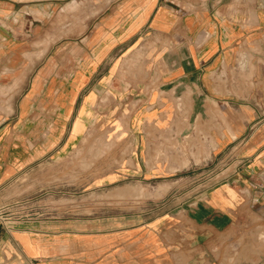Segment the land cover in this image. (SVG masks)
Masks as SVG:
<instances>
[{"label": "crops", "instance_id": "1", "mask_svg": "<svg viewBox=\"0 0 264 264\" xmlns=\"http://www.w3.org/2000/svg\"><path fill=\"white\" fill-rule=\"evenodd\" d=\"M57 17L76 34L58 70ZM262 82L264 0H0V193L105 112L130 114L141 140L190 113L219 164L177 216L111 229L0 216V264H253L236 248L264 234Z\"/></svg>", "mask_w": 264, "mask_h": 264}, {"label": "rangeland", "instance_id": "2", "mask_svg": "<svg viewBox=\"0 0 264 264\" xmlns=\"http://www.w3.org/2000/svg\"><path fill=\"white\" fill-rule=\"evenodd\" d=\"M54 23L57 31L49 39L55 43L51 55L58 70L64 64L65 39L76 34L60 29L63 17ZM258 87L264 88V82ZM190 117L168 113L165 128L145 129L147 140H141L130 114L105 112L103 121H92L81 143L65 156L42 162L0 193V216L11 225L35 221L78 228L88 221L105 229L115 228L118 218L123 228L128 222L177 216L215 181L209 174L219 166L208 161L214 146L197 144ZM247 237L236 249L245 250L249 263L264 261V234Z\"/></svg>", "mask_w": 264, "mask_h": 264}]
</instances>
